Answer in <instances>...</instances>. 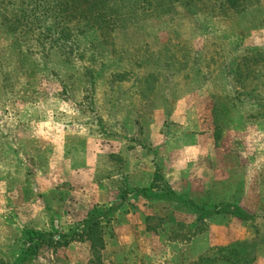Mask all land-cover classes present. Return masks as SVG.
I'll return each instance as SVG.
<instances>
[{"label": "rangeland", "instance_id": "1", "mask_svg": "<svg viewBox=\"0 0 264 264\" xmlns=\"http://www.w3.org/2000/svg\"><path fill=\"white\" fill-rule=\"evenodd\" d=\"M257 51L264 0H0V264L26 231L64 232L95 182L111 203V178L146 164L159 189L244 220L145 202L138 264H264V76L231 73ZM75 152L87 167L72 168ZM171 157L190 160L187 177L166 176ZM112 220L102 246L42 247L24 264H114ZM235 245L252 256L224 250Z\"/></svg>", "mask_w": 264, "mask_h": 264}, {"label": "trees", "instance_id": "2", "mask_svg": "<svg viewBox=\"0 0 264 264\" xmlns=\"http://www.w3.org/2000/svg\"><path fill=\"white\" fill-rule=\"evenodd\" d=\"M224 3L227 6H233L236 4V0H224ZM254 56L255 58L253 59H247L248 61L244 64L243 70L242 68H236L235 70H232L231 73L235 74L236 78L242 73L245 76L253 75L254 78L262 75L264 76V52L257 51ZM232 61L235 62L236 60L233 59ZM228 96V94H225V97L217 99L223 101L225 98H228ZM160 178L159 175L155 174L150 186L143 188H130L125 182L124 187L121 188L120 192L111 203L94 208L83 222L70 226L66 232L26 231L21 253L13 264H24L25 261H28L35 256L42 247L66 246L70 242L76 240L91 239V241L98 242L100 246H102V239L98 232L100 226L110 222L114 215L119 212L130 199H142L145 202L152 203H173L176 211L192 215L199 221H207L219 216L223 217L227 215L244 220V216H242L239 208L230 203H197L194 200L187 198L185 195L174 191L166 182L163 183V188L159 189L157 185L161 180ZM97 233L99 235H97ZM224 250L228 251V253L234 257L252 256L249 251L247 252V249H238L236 245L229 250L227 248ZM252 258L253 256L249 259L244 258L243 261L246 264H249L252 261Z\"/></svg>", "mask_w": 264, "mask_h": 264}, {"label": "crops", "instance_id": "3", "mask_svg": "<svg viewBox=\"0 0 264 264\" xmlns=\"http://www.w3.org/2000/svg\"><path fill=\"white\" fill-rule=\"evenodd\" d=\"M216 81L213 80L214 83ZM218 92L219 90L217 89L210 91V93L215 94H217ZM200 141L202 142L203 140L198 141L197 146L199 149L202 148ZM79 155L80 154L78 152H75L72 155V158L74 157L71 163L72 168L81 169L87 167V164L85 163L86 155L81 154V158L79 157ZM189 162L190 160H186V157H171L168 162L166 161V176L179 177L180 180L187 177L188 173L191 172V170H189L191 168ZM73 163L78 167L73 166ZM154 175V167H150L148 164L142 166L141 169L134 170L133 172L131 171L129 174H127V176L115 175L111 179H115V181L117 180V182L119 181L120 183L122 181L123 184L119 185L118 188H115L112 193L113 195L115 194L116 197L121 188L124 187L125 182L130 188L148 187L152 183ZM123 176H125V181L121 179V177ZM95 184L96 187L90 190L93 192L91 193V195H89L90 197H88L89 200L90 198H93L94 200L92 199V203H85L80 207L76 205L72 206L71 214H73L74 220H70V222H68L69 225L64 229V232H66V230L70 226L83 222L94 208L109 204L107 199L108 191L101 189V187H97V185L99 186L98 183L95 182ZM172 189L174 190L173 186ZM130 203H136L135 205L137 208L133 211L125 213L117 212L116 215H114V218H112V223H114L113 230L115 234L117 233V235L113 234V239H103L104 249H102V251H106L107 254H110L112 257H114V264H118L120 262L119 259H121V264H138L139 259L146 256V252L144 251L146 249H143V243L138 241V239L141 238L138 237H141L139 232L145 230L144 222L145 219H147V217L151 215V212L148 210L146 212L144 211V209L142 208V204L144 205L145 201H143L142 199H130L124 205V208L129 209ZM115 239H117V241Z\"/></svg>", "mask_w": 264, "mask_h": 264}]
</instances>
